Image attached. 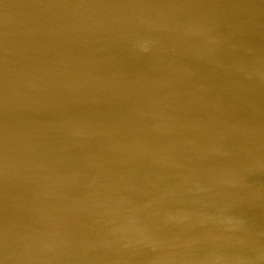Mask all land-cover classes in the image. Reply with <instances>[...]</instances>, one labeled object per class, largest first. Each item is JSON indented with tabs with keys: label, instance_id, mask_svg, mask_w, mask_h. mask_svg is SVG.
<instances>
[{
	"label": "water",
	"instance_id": "95a60500",
	"mask_svg": "<svg viewBox=\"0 0 264 264\" xmlns=\"http://www.w3.org/2000/svg\"><path fill=\"white\" fill-rule=\"evenodd\" d=\"M263 121L264 0H0V264H264Z\"/></svg>",
	"mask_w": 264,
	"mask_h": 264
},
{
	"label": "bare ground",
	"instance_id": "6f19581e",
	"mask_svg": "<svg viewBox=\"0 0 264 264\" xmlns=\"http://www.w3.org/2000/svg\"><path fill=\"white\" fill-rule=\"evenodd\" d=\"M257 2H258V0H245V5L255 6L257 4ZM18 16H20V15H18ZM21 18H22V16H21ZM254 34H255V32H254ZM247 200H249V198ZM262 227H263V225H262ZM244 233L246 236V237H244V239L246 240V243L249 246L256 244L260 247L261 251H263V248H264V230L262 228L260 229V227L258 226L257 229H245ZM262 246H263V248H262Z\"/></svg>",
	"mask_w": 264,
	"mask_h": 264
}]
</instances>
